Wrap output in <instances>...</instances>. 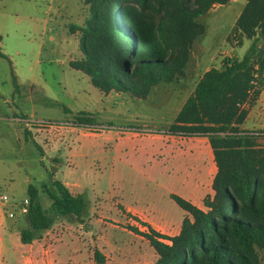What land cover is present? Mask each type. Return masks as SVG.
Segmentation results:
<instances>
[{"label": "rangeland", "instance_id": "374dc122", "mask_svg": "<svg viewBox=\"0 0 264 264\" xmlns=\"http://www.w3.org/2000/svg\"><path fill=\"white\" fill-rule=\"evenodd\" d=\"M246 2L231 0L201 16L197 21L206 31L192 46L184 77L154 86L148 98L141 100L114 91L105 98L88 76L70 67V62L83 57L73 34L81 36L79 29L90 16L89 6L83 3L80 8L76 0H0V49L10 60L0 58V196L9 198L0 204V214L2 236L10 253L13 239H18L21 231L11 230V223H20L24 217L21 206L28 199V187L39 191L43 208L55 216L46 189L53 192V180H60L76 159L79 164L71 167L75 171L72 180L85 186L89 214L83 228L58 218L54 231L79 239L90 264L156 262L158 255L149 241L130 229L147 232L142 224L147 223L163 234V226L152 224L156 210L165 207L171 212L174 207L181 211L171 198H163L160 187L165 181L153 175L159 166L165 169L160 149L171 140L179 143L180 136L168 130L199 78L211 68L221 69L228 59H242L248 51L253 41L234 29ZM47 12L65 23L64 27H57ZM257 36L261 37L260 30ZM244 107L249 113L241 129L255 135L264 149V88ZM80 112L93 114L96 124L77 126L74 116ZM24 114L34 121L69 123L71 127L45 128L27 135L29 132L13 119ZM70 130L74 132L69 134ZM118 132L125 133L126 145L107 143L108 135ZM51 137L59 139L54 147ZM189 168H194L193 163ZM5 211L14 212L15 218L6 216ZM88 231L92 234H86ZM96 253L103 263L98 262Z\"/></svg>", "mask_w": 264, "mask_h": 264}, {"label": "trees", "instance_id": "16d2710c", "mask_svg": "<svg viewBox=\"0 0 264 264\" xmlns=\"http://www.w3.org/2000/svg\"><path fill=\"white\" fill-rule=\"evenodd\" d=\"M230 1L83 0L90 11L79 29L83 57L70 67L88 76L102 93L145 100L154 86L185 75L192 46L206 31L197 20ZM234 29L253 41L248 51L240 60L228 59L221 69L205 72L168 130L171 135L209 140L217 166L214 196L205 199L206 211L170 196L188 214L176 236L159 233L147 223H142L147 232L130 229L156 251L154 264H263L264 149L241 126L249 113L244 104L264 88V55L258 48L264 37V0H247ZM0 58L10 62L1 49ZM12 76L17 87L13 72ZM74 120L77 126L96 124L88 112L78 113ZM53 186V192H46L55 216L43 208L39 191L28 187V226L20 231L23 244L41 239L58 218L79 224L87 219L84 194H72L58 180ZM95 256L103 263L99 253Z\"/></svg>", "mask_w": 264, "mask_h": 264}, {"label": "crops", "instance_id": "0c3cea01", "mask_svg": "<svg viewBox=\"0 0 264 264\" xmlns=\"http://www.w3.org/2000/svg\"><path fill=\"white\" fill-rule=\"evenodd\" d=\"M76 3L81 8V6L83 5V0H76ZM47 17L49 19L53 18L56 22L55 25H57V27H64L65 23H62L61 21H58L56 18H54V15L52 13L47 12ZM78 18H81V12L80 15L77 16V19ZM73 36L76 37L79 42L80 36L78 35V33L73 34ZM53 39L54 38L52 37V40ZM200 79L201 77L199 78V80ZM198 81L196 82V84L198 83ZM112 92L108 94L101 93V96L108 98L112 96ZM13 117V119H15L19 116L14 115ZM20 117L31 119L28 118V116H25V114ZM15 123L25 131H30L24 124L17 123L16 121ZM135 130L141 131L144 129ZM73 132L74 131L70 130L69 134H72ZM123 134L125 133H110L106 141L107 143L112 141L115 142V147H117L119 144L126 145L124 136H122ZM78 136L86 137L87 134H79ZM179 139V143L171 140L169 142H166L161 147V161L164 163L165 169L163 170L162 167L159 166L157 170H154L153 175H157L159 178L161 177L162 181H165V186L163 185L160 187L162 190L163 198H170L171 195H176L190 202L195 207L206 211L207 209L204 205V201L205 199L212 198L214 196L213 182L217 173V166L215 163L213 149L211 148V145L207 138H186L180 136ZM58 141L59 139L56 138L51 137L50 139L51 145L53 143V147ZM133 145L137 147L136 143H134ZM136 147L135 149H138ZM43 152L45 153L44 149ZM72 155H74V152L72 153ZM191 163H193L194 165L193 169L189 168L191 166ZM78 164V160H73L66 168L65 172L62 173V176H60V180H58L65 186H67V188L74 195L83 194L85 190L84 185L72 180V176L75 171L71 167L76 168ZM136 168L139 169V166ZM0 204L2 205L1 202ZM171 209V212L168 211V209L165 207L156 210L157 216L155 215L156 217L152 224H159L163 226V228L165 229L163 234L173 237L180 233L182 222L184 218L188 216V214L181 208V211H178L174 207H171ZM25 219H27L26 215L21 218L20 223H17L14 220L11 223V230L15 231V229L21 230L23 228H26L28 226V222H26ZM56 225H54L51 230L45 232L41 239L35 240L30 244H23L21 241V243H19L20 236L18 239H13V251H11L10 253V251L7 250L5 246V239L2 236L0 214V264H90V261L88 260V251L85 249V245H83V243L79 239H76L74 236L67 234L62 235L61 233H57L56 231H54ZM79 227L83 228L84 223L80 224ZM86 234L90 235L92 234V232L88 231Z\"/></svg>", "mask_w": 264, "mask_h": 264}, {"label": "built area", "instance_id": "2783aa9c", "mask_svg": "<svg viewBox=\"0 0 264 264\" xmlns=\"http://www.w3.org/2000/svg\"><path fill=\"white\" fill-rule=\"evenodd\" d=\"M261 31V29H259ZM260 47L264 49V37L261 38L260 40ZM17 123L24 124L26 128L30 131H41L45 128L48 129H66L70 128L71 125L69 123H54V122H44V121H34L32 119H27L25 117H16L14 119ZM88 127V126H85ZM133 132H136V130L132 129ZM9 198L6 195L0 196V202L3 204L7 202ZM28 205L29 201L26 199L22 206H21V213L23 215H26L28 213ZM6 212V211H5ZM6 216L9 218H15V213L14 212H6Z\"/></svg>", "mask_w": 264, "mask_h": 264}]
</instances>
